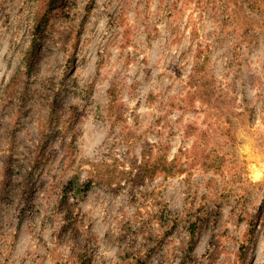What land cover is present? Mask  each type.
Returning <instances> with one entry per match:
<instances>
[{"label": "rangeland", "instance_id": "1", "mask_svg": "<svg viewBox=\"0 0 264 264\" xmlns=\"http://www.w3.org/2000/svg\"><path fill=\"white\" fill-rule=\"evenodd\" d=\"M44 10L0 0V264H264V0Z\"/></svg>", "mask_w": 264, "mask_h": 264}, {"label": "trees", "instance_id": "2", "mask_svg": "<svg viewBox=\"0 0 264 264\" xmlns=\"http://www.w3.org/2000/svg\"><path fill=\"white\" fill-rule=\"evenodd\" d=\"M59 0H45V10L43 12L42 15H40V13L37 15V26L36 28L38 30L41 31V29L44 27L43 23H45V19L48 15V13L51 11V9L53 8L54 5H56L58 3ZM38 11H39V8H38ZM38 40V39H37ZM36 39L33 40V43L31 44L30 48L27 50V53H26V56H25V60H26V63H25V66L26 67H29V69H32L33 65H34V59L36 58L37 56V46L39 44V42L37 41ZM199 68V66L197 67ZM198 71V70H196ZM202 75L198 78V80L196 81L197 82V86H195V88L197 87H207L206 84H202L203 83V80H202ZM12 79L14 80V78L12 77ZM196 85V84H195ZM224 97V96H223ZM216 106L215 104H206L205 106V113L207 115H209L210 119H212V117H214L213 115H216L215 114V110H216ZM217 111H219L217 109ZM12 162V161H11ZM15 166L12 164V165H8L7 166V170L9 173H13L14 172V168ZM27 174V173H26ZM24 175L22 176L21 178H16V179H7L4 181V187L7 185V187L5 188L7 192H10V191H17L16 193H18V195L22 196L23 197V194L22 192L26 191L29 187V178L30 176L27 174V175ZM12 175V174H11ZM91 183H85L84 186H80L79 183H75V185H77L76 187H80V188H84V189H88L89 185ZM2 188V187H1ZM10 197H13V196H10ZM11 198H9L10 200ZM12 201V200H10ZM255 224V221L253 219H250L249 220V225H251V231L253 229V225ZM245 246H241V249L244 250Z\"/></svg>", "mask_w": 264, "mask_h": 264}]
</instances>
